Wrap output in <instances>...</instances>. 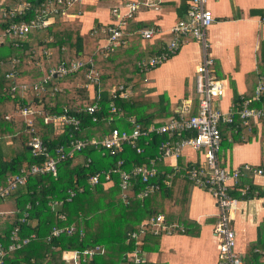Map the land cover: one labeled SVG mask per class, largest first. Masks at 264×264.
<instances>
[{"label": "trees", "instance_id": "16d2710c", "mask_svg": "<svg viewBox=\"0 0 264 264\" xmlns=\"http://www.w3.org/2000/svg\"><path fill=\"white\" fill-rule=\"evenodd\" d=\"M2 1L0 188H5L8 179L21 175L22 171L28 172L33 166L44 165L46 159L33 156L29 149V143L34 136L40 137L53 155L57 146L62 144L68 146L72 138L102 139L115 128L120 131L132 130V126L126 123L129 117H135L138 123L148 127L152 124L159 126L166 119L177 116L166 94L161 95L157 101L147 93L125 99L120 97L117 89L116 94L119 97L114 98L112 94L113 88H118L119 85H124L125 88L132 86L136 91L142 89L146 79L140 78L145 74L139 71L138 61L147 53H159L160 39H155L152 42L154 44H151V41L142 42L137 47L120 45L107 54L102 51L101 45L108 37L107 27L114 22L104 24L95 21V26L83 33V23L78 16L55 19L46 30L30 33L29 38L17 40L19 46H15L8 33L11 25L30 22L35 18V9L39 4H48L49 1L56 0ZM23 3L31 5L26 15L12 19L9 12L4 14L8 10L22 6ZM81 7L75 3L67 9L73 13ZM188 7L185 6L181 17L186 14ZM90 8L85 6L84 11H89ZM129 20H126L127 28ZM131 38L130 36V40ZM139 40L142 41V37ZM262 42L258 52V68L264 64V41ZM50 49L53 52L46 57L43 51ZM82 56L90 57V62H86L77 72L53 79L49 84L50 88L63 89L62 92L47 91L41 96L20 88L12 92L14 83L7 77L8 74L18 73L15 78L17 85L32 84L41 81L52 68L63 62L69 64L71 61L81 59ZM14 60L18 62L13 63ZM92 70L97 71L98 76L96 80L89 81L87 75ZM255 72L258 78L264 74L259 70ZM250 76H254V72L246 74L245 78ZM239 97L235 89L233 100L238 103L235 105L236 109L241 108L245 100H250L251 108L261 109L262 114L258 119L250 118L247 124H243L239 116L235 117L233 123L220 124L222 146L228 132L239 133L233 136V140L240 142L241 130L251 128L252 133L256 134L259 125H262L260 140L264 141V95L253 100V93L249 94L247 91L243 98ZM31 104L41 113L35 114L34 133L30 132L31 128L26 122L14 121L15 114ZM111 104L122 110L123 120L109 121ZM197 104L198 99L189 113L190 116L196 114L197 109L194 107ZM94 105L100 110L89 114L88 109ZM65 114L80 121L79 129L66 127L64 133L56 134L49 118ZM94 117L96 121H93ZM167 139V135L157 134H152L150 139H140L138 146L144 149L141 154L128 145L124 147L123 153L116 155L102 148L88 146L75 157L61 160L57 164L56 175L51 172L28 174L25 183L16 193L0 198V244L6 250V255L3 258L0 256L2 264H72L65 259L70 251L83 253L86 249L96 246H99L101 251L81 264H137L130 257L136 251L145 258V261L138 264H168L156 263L147 256L160 251L161 238L167 234L164 226H177L173 234L195 238L201 236V225L188 216V208L192 188L198 187L208 193V187L197 185L188 175L193 169L202 168L200 158L198 162H189L187 157L176 159L156 157L161 144ZM104 151L106 153L103 155ZM142 165H146L150 170L152 168L157 170V174L151 176L149 182L159 185V189L149 192L147 196H140L149 182L145 183L142 177L132 178L129 190H133V193L130 196V191L126 192L129 198L128 202H125L122 198V176L124 173L131 174L135 168ZM219 166L227 168L223 167L220 158ZM95 174H101V178L98 185L91 187L88 181ZM106 174L110 175L109 180H106ZM208 178L207 175L203 179ZM250 179L253 177L246 175L236 186L238 190L248 186L247 195L242 196L236 189L229 191V194L237 200L264 196V191L256 187ZM3 206H7L8 209L1 210ZM60 215L64 216V219H61ZM151 220H154L153 224L150 223ZM163 223L165 225L161 226ZM71 226H75L72 235L63 233L59 237L52 236L54 228ZM16 228L19 229L18 235L21 240L33 235L35 237L20 249L9 252L12 232ZM133 232L140 235V238L130 239L129 234ZM260 250H264L263 225L258 228V240L246 248L244 264H262Z\"/></svg>", "mask_w": 264, "mask_h": 264}, {"label": "built area", "instance_id": "2783aa9c", "mask_svg": "<svg viewBox=\"0 0 264 264\" xmlns=\"http://www.w3.org/2000/svg\"><path fill=\"white\" fill-rule=\"evenodd\" d=\"M81 0H56L55 2L49 1L48 4L41 3L35 9L36 16L31 19L30 22H22L20 25L12 24L8 29L11 41L15 46H19L17 40L22 38H29L30 33H34L40 30H46L48 26L59 18H69L70 16L66 12V9L73 4L80 2ZM210 0H190L189 7L186 14L180 19L170 31L172 40L169 41L161 51L151 59L147 61H139L138 68L143 74L150 72L156 67L160 66L172 55H175L182 43V39L192 38L201 41L203 46V59L196 68V76L194 78L195 93L198 97V112L195 115L187 116L184 114V110L177 111V117L162 122L159 126L154 124L144 127L133 118H127L126 123L131 124L132 130H122L118 128L113 129L110 133L106 134L102 139L95 137L91 138H72L67 145H59L55 148L52 155L48 146L38 136H34L29 143V149L31 154L35 157H43L46 159L43 166H33L30 171H22L21 175L14 176L8 179V185L0 188V198H4L12 193H16L19 187H21L28 174H57V164L61 160H65L67 157H75L77 153L81 152L88 146H94L102 148L105 151H109L110 154L116 155L123 153L126 145L136 149L138 154L143 153V148L138 146L140 139H150L152 134L167 135L168 139L161 144L156 157L172 158L176 159L182 157L186 149H192L196 153H199L201 159V169L190 171L188 175L192 180H195L197 185L202 187H208V193L215 200L217 208L219 210L218 221L214 225V234L218 239V264H244L241 255L236 250L237 240L235 229L232 227L233 214L238 209V200L229 194V191L236 189L242 196L247 195L248 186L238 190L236 186L239 180L246 176H264V166H252L249 164H243L235 169L221 168L219 166V154L222 147V135L220 131V124L233 123L236 114H239L244 123L250 118L258 119L262 112L256 111L250 108V101H245L241 108L238 110L235 107H231L228 111L223 112L216 107L215 103L220 101L225 94V90L221 81H219L213 74L214 61L209 55V45L206 39L207 28L213 23L214 15L212 11L207 7ZM3 3L2 0H0ZM121 7H125L127 11L122 12V8H114L112 10L113 16L117 18V21L107 27L108 37L102 42L101 49L103 52L109 54L114 51L120 45H128L129 33L126 32V20L133 18L135 13L139 9V5L134 2H124L121 0ZM31 8L29 3H23L22 6L16 9L8 10L4 14H10L12 19H16L19 16L26 15ZM105 31V29H103ZM161 32L155 27L149 28L142 32L143 40H153L157 35L161 36ZM52 52L43 51V54L50 56ZM18 60H14L13 63H17ZM86 61L78 59L71 61L69 64L61 63L56 68H52L45 74L44 78L36 83L32 84H15V78L17 72H12L7 75L12 80L14 86L12 92H15L17 88L24 91H32L37 96H41L47 91H53V93L63 89L50 88L49 84L53 79H59L66 77L70 74L77 72ZM98 72L92 70L87 75L89 81L96 80ZM49 87V88H48ZM87 87V86H86ZM116 89L119 91V95L122 98L132 96V93L127 91L124 85L113 88L112 94L114 98H117ZM257 99L264 95V76L260 79L256 90ZM33 104L25 106L18 112L22 116V119L31 128L30 132L34 133V117L35 114H41ZM96 110H100L97 105L88 109L89 114H93ZM67 109L65 108V113ZM111 116L109 121L123 120L122 110L117 108L114 104L110 105ZM8 118V117H7ZM96 121V118H93ZM49 122L53 123L55 133L62 134L65 132L66 127H73L79 129L80 121L67 114L62 116H52L49 118ZM148 142H146L147 144ZM103 152V155L106 152ZM157 170L152 168L151 170L142 165L134 169L131 174L124 173L121 181V189L123 192L122 198L125 202H128V191L131 187L130 181L135 177H142L145 183L149 182L151 176H155ZM209 176L208 179H203ZM202 177V179L200 178ZM101 174H95L89 179L91 187H95L99 184ZM110 179V175L106 174V180ZM159 189V185L149 182L146 190L143 191L140 196H147L149 192ZM133 191V190H132ZM130 191L129 195L133 192ZM132 196V195H130ZM58 205L55 204V206ZM64 219V216H59ZM163 218H160L162 222ZM24 221L23 219L21 220ZM151 224L154 220H151ZM160 225V224H159ZM163 223L161 226H164ZM164 230H167L168 234H173L177 230V226H164ZM19 229L16 228L12 232V243L8 246V251H15L22 247V245L30 242L31 238L21 240L18 235ZM75 232V226L69 228H54L52 236L59 237L65 233L72 235ZM144 231H142L143 233ZM130 239H139L140 235L136 232L129 234ZM99 246L86 249L83 253L78 251H70L65 259L69 260L72 264H81L87 258L92 259L95 253L100 252ZM6 255V250L0 244V256L3 258ZM69 255H71L69 257ZM130 257L135 263H141L145 261V258L140 256V252L136 251ZM2 260L0 264H2Z\"/></svg>", "mask_w": 264, "mask_h": 264}, {"label": "crops", "instance_id": "0c3cea01", "mask_svg": "<svg viewBox=\"0 0 264 264\" xmlns=\"http://www.w3.org/2000/svg\"><path fill=\"white\" fill-rule=\"evenodd\" d=\"M124 2H134L139 5L134 17L129 18L128 28L126 25V32L132 37L130 40L128 36L130 40H128V45L137 47L140 43L147 42V40L139 39L142 37V32L149 29L146 28L148 26L155 27L162 33L161 36L157 35L150 40L151 44H154L152 42L155 39H160L162 49L172 40V35L169 33L172 27L183 18L181 13L186 5L189 6L190 0H124ZM76 4L82 7L73 13L68 9L66 12L69 18L80 17L83 23V33L93 28L95 21L104 24L116 22L117 18L112 14L114 8H122L123 13L127 11L125 7H121V0H81ZM85 6L91 7L90 10L84 11ZM207 7L214 15V21L207 28L206 33L208 51L214 61L213 74L222 82L225 90L224 97L217 101L215 106L226 112L238 104L233 100L235 89L241 98L248 91L249 94L253 93L252 99L257 100L258 83L264 76L263 74L261 78H258L255 72L257 70L264 72V64L258 68V52L264 41V0H210ZM135 36L140 38L136 39ZM48 52H53V50L50 49ZM157 54L147 53V60ZM203 55L201 41L192 38L182 39L175 55L148 72L150 79L147 84L142 85V89L136 91L132 86H126V90L132 93V96L127 98L147 93L154 101H157L161 95L167 93L168 96L169 93L172 109L177 113L182 108L184 114L190 116L189 113L198 99L195 93L194 78ZM81 59L86 62L91 60L90 57L83 56ZM147 60L142 58L139 61ZM252 72L254 76L246 79L245 75ZM174 97L176 99L171 101ZM197 105L194 107L195 110L197 109L196 114ZM258 111L262 112L261 109ZM238 116L239 114H236L235 117ZM129 118L137 121L135 117ZM169 119L172 118L166 120ZM243 124L247 123L243 121ZM252 132L251 128L241 130L242 140L240 142L233 140V136L239 133L236 131L234 134L227 133L219 154L223 167L232 170L243 164L264 166V141L260 140L262 125H259L256 134ZM182 157H187L189 162H198L199 153L186 149ZM250 180L264 191V176H254ZM218 215L219 210L212 196L198 187H193L188 216L201 225V236L195 238L177 234L165 235L161 238L160 251L149 254L147 257L156 263L218 264V243L213 235ZM233 218L232 225L237 240L236 250L244 261L247 246L258 240V228L264 226V196L239 200L238 209L235 210ZM259 253L262 255L260 262L264 264V250H260Z\"/></svg>", "mask_w": 264, "mask_h": 264}, {"label": "rangeland", "instance_id": "374dc122", "mask_svg": "<svg viewBox=\"0 0 264 264\" xmlns=\"http://www.w3.org/2000/svg\"><path fill=\"white\" fill-rule=\"evenodd\" d=\"M0 40H1V38H0ZM145 60H147L148 58H147V55L145 54V56L143 57ZM149 74L150 73H148L146 76L145 75H141V79L143 78H145L146 79V81H145V83L144 84H147L148 83V81H149V79H150V77H149ZM151 92V91H150ZM166 95H167V93H165ZM168 96H170L169 95V93H168ZM176 99V97H174V98H171V101H173V100H175ZM14 121L16 122V123H20L21 121H24L23 119H22V116L21 115H19L18 113H16L15 114V116H14ZM6 204H8L7 202H6ZM9 205V204H8ZM11 208V207H10ZM8 208H7V206H3V209H1V210H7ZM233 224V223H232ZM232 227H233V225H232ZM234 228V227H233ZM215 232H214V229H213V235H214V237L216 238V236H215V234H214ZM166 235H169L168 233L166 234ZM216 240H217V238H216ZM71 255H69V257H70Z\"/></svg>", "mask_w": 264, "mask_h": 264}, {"label": "clouds", "instance_id": "9594fccd", "mask_svg": "<svg viewBox=\"0 0 264 264\" xmlns=\"http://www.w3.org/2000/svg\"><path fill=\"white\" fill-rule=\"evenodd\" d=\"M239 201V200H238ZM217 243H218V239H217ZM237 246V245H236Z\"/></svg>", "mask_w": 264, "mask_h": 264}, {"label": "bare ground", "instance_id": "6f19581e", "mask_svg": "<svg viewBox=\"0 0 264 264\" xmlns=\"http://www.w3.org/2000/svg\"><path fill=\"white\" fill-rule=\"evenodd\" d=\"M263 43V42H262ZM87 91V90H86ZM232 105V104H231ZM38 115V114H37Z\"/></svg>", "mask_w": 264, "mask_h": 264}]
</instances>
